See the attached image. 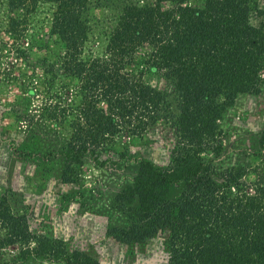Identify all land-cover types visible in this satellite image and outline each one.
<instances>
[{"label":"trees","instance_id":"trees-1","mask_svg":"<svg viewBox=\"0 0 264 264\" xmlns=\"http://www.w3.org/2000/svg\"><path fill=\"white\" fill-rule=\"evenodd\" d=\"M39 3L51 4V33L64 51L18 72L27 81L22 99L38 101L29 119L68 124L65 145L39 156L63 163L62 183L76 181L86 156L100 167L136 164L115 192V201L128 207L126 221L106 227V235L127 248L160 241L167 253L160 264H264V160L250 168L204 158L222 149V111L239 94L264 89V22L250 21L257 3L0 0L1 31L9 39H0V54L7 49L31 62L36 41L29 14ZM100 4L114 10L105 48L82 57L89 11ZM11 67L4 76L15 77ZM178 183L181 191L166 197L163 188ZM4 224L1 241L22 243L24 256L101 264L38 235L26 215L8 212Z\"/></svg>","mask_w":264,"mask_h":264},{"label":"rangeland","instance_id":"rangeland-1","mask_svg":"<svg viewBox=\"0 0 264 264\" xmlns=\"http://www.w3.org/2000/svg\"><path fill=\"white\" fill-rule=\"evenodd\" d=\"M204 1L188 0L199 7ZM253 2L257 6L254 4L250 21L258 25L264 22V0ZM113 15L114 10L107 5L91 7V30L82 57H92L103 51ZM29 21L36 41L30 49L31 62H19L7 49L0 54V264H63L47 256H24L21 251L25 246L20 242L3 243L8 212L26 215L29 227L38 235L61 240L69 251L83 250L98 257L101 264L162 263L167 253L160 248V241L127 248L106 235V227L124 225L126 221L128 207L123 208L115 201V192L134 173L133 160L100 167L86 156L78 167L76 181L62 183L59 176L63 163L39 156L58 151L65 145L68 124H57L39 116L28 118L27 113H34L31 110L36 108L33 105L38 101L32 98L29 103L22 99L28 95L27 81L18 72L29 73L33 62L41 57L56 59L63 53L64 45L51 33V4H37L29 14ZM5 23L0 14V39L9 42L1 31ZM9 63L14 78L3 74ZM218 124L224 134L222 149L218 154L204 155L205 159H213L216 166L223 167L252 168L262 163L264 89L256 94H239L234 103L222 111ZM182 188L183 183L172 184L164 187L163 192L166 197L174 198ZM130 205L136 206L137 201Z\"/></svg>","mask_w":264,"mask_h":264}]
</instances>
